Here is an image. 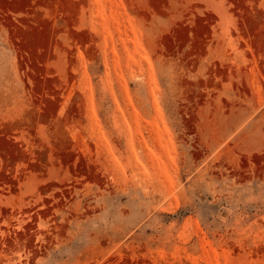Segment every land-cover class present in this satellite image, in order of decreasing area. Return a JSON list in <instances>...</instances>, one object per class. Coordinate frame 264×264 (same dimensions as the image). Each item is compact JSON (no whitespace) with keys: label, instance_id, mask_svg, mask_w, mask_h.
Returning <instances> with one entry per match:
<instances>
[{"label":"rangeland","instance_id":"374dc122","mask_svg":"<svg viewBox=\"0 0 264 264\" xmlns=\"http://www.w3.org/2000/svg\"><path fill=\"white\" fill-rule=\"evenodd\" d=\"M0 264H264V0H0Z\"/></svg>","mask_w":264,"mask_h":264}]
</instances>
